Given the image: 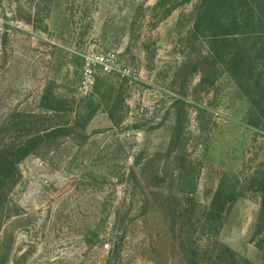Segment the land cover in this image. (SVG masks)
<instances>
[{"label":"rangeland","instance_id":"obj_1","mask_svg":"<svg viewBox=\"0 0 264 264\" xmlns=\"http://www.w3.org/2000/svg\"><path fill=\"white\" fill-rule=\"evenodd\" d=\"M205 1L0 0V264H264V26Z\"/></svg>","mask_w":264,"mask_h":264},{"label":"trees","instance_id":"obj_2","mask_svg":"<svg viewBox=\"0 0 264 264\" xmlns=\"http://www.w3.org/2000/svg\"><path fill=\"white\" fill-rule=\"evenodd\" d=\"M207 1V2H206ZM201 5L196 27L199 32H202V26L206 22H214L216 23V34L215 42L222 43V39L217 38L219 33L222 30H225L226 38L236 41L240 43L243 39V35L246 32L245 28L249 24H255L259 22V24L264 26V18L260 13L261 5L258 0H206ZM210 1V2H209ZM262 39L259 46H257V50L263 52L264 51V30L259 34ZM227 42V41H226ZM210 56L215 57L213 51L210 52ZM264 74V71H263ZM20 153L18 158H12L13 155ZM28 154L27 150L24 148H20L17 150H1L0 149V166L6 171L15 169L17 162H19L23 157ZM107 264H113L111 261H108Z\"/></svg>","mask_w":264,"mask_h":264},{"label":"built area","instance_id":"obj_3","mask_svg":"<svg viewBox=\"0 0 264 264\" xmlns=\"http://www.w3.org/2000/svg\"><path fill=\"white\" fill-rule=\"evenodd\" d=\"M116 72L122 73L124 77L131 79L130 69L121 67L118 55L115 52L89 53L85 58L81 80L82 93L84 95L93 93L99 73L109 75Z\"/></svg>","mask_w":264,"mask_h":264}]
</instances>
